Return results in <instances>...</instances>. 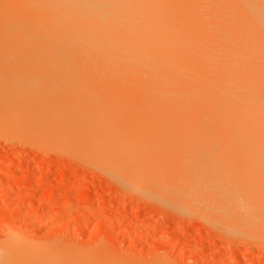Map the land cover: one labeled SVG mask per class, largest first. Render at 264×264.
I'll list each match as a JSON object with an SVG mask.
<instances>
[{
	"label": "rangeland",
	"instance_id": "1",
	"mask_svg": "<svg viewBox=\"0 0 264 264\" xmlns=\"http://www.w3.org/2000/svg\"><path fill=\"white\" fill-rule=\"evenodd\" d=\"M8 1H11V0H8ZM20 1H23V2H19L20 5L22 6L21 9H25V8L27 9L28 7L31 6L30 3H32V6L30 8H28L31 11L35 8V7H33V5L34 6L36 5L37 8H40L38 6H42L41 8H44V7L46 8V5L45 6H43V5L46 4L47 1L53 2V0H46V1L45 0H41V1L40 0L39 1H37V0H32V1L31 0H20ZM24 1H26V2H24ZM34 1H36V3L33 4ZM54 1H57V0H54ZM153 1H156V2H154V4L160 5L162 8H160V6L156 7V5H154L152 3V5H151L152 8L154 6V8L153 9L151 8V10H150L152 12V14L148 13V15L150 17H152L154 19V21H156L157 16H159L161 22H164V23H161L158 20V23L160 22L159 24H162V26H164V33L165 34L163 35V37L166 36L167 34H169V35H167L168 36L167 38H164L165 43L167 42L166 39H168L169 37L171 38V36H170L171 33L174 34V35H172L173 39H170L168 41L169 43L172 42L173 45H171L169 43L165 44L164 42L161 41L163 45H161V46L159 44L155 45V47L157 48V51H155L156 48H153L154 51H152V52L150 51L152 49H150L148 47L150 49L149 51L152 54H154V52H155V55L160 59V61H162L161 64L164 63V67L161 68V65H160L161 70H160V68L158 71L155 70V73H153L155 76L153 74L147 75V72H145L144 69H142V67L140 66V63L137 62V63H139V66H140V67H138V65L135 63L136 61L133 62V58L131 56H129L130 58L124 56V54L128 53V51H127L128 49L125 46L124 47L127 50L123 48V49H121V51L126 50L127 52H125L121 56V58L126 57L125 59H127L129 62L130 61L133 62L135 64V66L136 65L137 66L135 67L132 65V67H135L132 69L130 66L132 63L130 62L131 64L129 65V62H128L127 63L129 65L128 66V65H126V62L124 61V59L122 60L121 58H120L121 59V62H120L119 58H117V57H120L121 54L115 51V53H118V56L117 55L115 56L118 59L116 61L114 56L111 55L112 54L111 51H113V50L110 49V46L112 45L111 47H116V48H114L115 50L119 47L120 48H122V47H121V45L117 46V44H116V46H115L114 44L110 43V45H108V47H109L108 48L105 43L110 42L108 39L111 36L107 35V34L106 35L109 36V38L106 39L107 37L106 38L103 37V40L106 39V42L104 43L105 45H103L104 47L101 45V50H103V48L105 50H109V51L111 50L110 51L111 54L110 53L108 54L109 51L106 54L109 56L111 55V57H113L114 61L112 60V62H114V63H111V61L107 58L109 56L106 57V55H105V57L104 56H102V57H104L103 59L106 58L107 61L101 62L102 59L99 60L100 62H96L95 60H93L96 63H94L92 61L93 63H91V64L93 66L91 65L90 68L88 67V70L90 69L92 72L91 71L88 72L85 69L80 70V69H83L82 66L78 67L79 71L83 72V74L85 71L88 72L87 75H85L86 73L84 74L83 78L87 77V79H89L92 76V73H94L95 77L92 76L89 79V82L90 81H92V82L89 83L88 80H86L87 81L86 83H87V85H89V88H91L93 90L92 92H95L94 95L97 96L95 98H97V100H99L97 104L94 103L95 101H97V100H94V97L93 98L91 96H88V97L86 96V98L83 97L85 95V93H86V95H89V93H90V92L87 93L88 89L85 88V87L88 88V86L83 85V84H86V83H83L84 79L79 78L83 74L80 72V74H82V75L78 77L79 71L75 70V72L74 71L71 72L70 68H69V70L67 69L70 72V74L72 75V77L76 76L77 78H79L78 80H80V81H78L77 79H75L76 81H74L73 83L78 81V83L79 82L82 83L81 85L83 87L81 89L83 90V88H85V90H84L85 93L83 95H80L81 94L80 93L79 97L80 98L82 97L81 99H83L84 101L86 99H88L89 97H91L92 100L89 101V103H93L94 105H99L100 107H103V113L105 110V113L103 115V116H105L103 118L104 120L102 119L104 121L103 122L104 125L107 126V124H105V121H106V123L111 121L112 124L109 122L111 126L114 125V126H116V128H118V130L120 129L119 132L121 134L116 133V134H118V136L116 135V139L118 137L120 139H124L127 136V138H128L127 141H129V138L131 140L135 141V143L133 141H131L132 143L136 144L135 146H137V149L134 148V150H136V151L133 150V152H134L133 157L131 156V153L129 156L127 154L128 152H126L127 150L130 151L129 150L130 148L127 149L126 151H124L126 148L124 150L122 149L123 151H119V153L117 152V154H115L113 156H112L111 152L107 150V147H109V146H107V144H105V143L104 144L101 143V145H100V143H98V145L96 143V145H93V147H92L93 143H90V144H88L89 146L91 145L90 147H92V148H90L89 146H87V143H89V142L87 140H86L87 141L86 144L84 142V139L86 137L91 136L90 134H88V132L90 133V131H88L87 134L85 131V134L87 136L85 138L84 137L81 138L83 140L84 147L81 146V145H83V144H81L82 140H81V142H80V140H79V142H75L74 143L75 145H74L72 142L74 140H70L71 138L68 139L69 137H73L76 141L77 138H80L78 136L75 137V135H77V134H74L73 132L72 133L74 136H72V135L69 136V134H68L67 135L68 138L66 137V140L70 141L69 142L70 145L69 144L65 145L62 143L61 145H63V146H61L60 144L57 143L56 139H54L55 136H54L53 132H52L53 134L50 133L47 136L42 135V134L40 135L39 134V132L41 133L40 127L38 125H36V123H28V122H30L29 119H27V120L25 119L26 120L25 121L24 118L28 114L24 113L26 115L20 116V119H19L18 115L14 111V110H16L15 108H14V110L11 109L12 111H14L13 113H15L13 115L10 108H8V107L4 108L0 104V107H1L0 112H2V113H0V116H1L0 117V126H1L0 127V255H1L0 257L4 258V255L7 254V256L6 255L5 256H6V258L9 256L8 257L9 260L16 258V259L12 260L16 264H264V231H263L264 230V224L261 225V222H264V220H263L264 219L263 218L264 217V211L258 210V212H257V210H256V212H255L254 208L250 211L248 210L249 212H251V211L253 212V210H254V212L256 213V215H254V216H253L254 213L252 214V216L254 217L253 218L251 215H249V212L246 209H244V210L242 209L241 212H239V214H236L237 210H234V212H233V209H230V207H227V206H226V208L228 210H226V208L223 209L222 207H225L224 206L225 204L223 205V203H226V204H228V203L224 199H223L224 200L223 203H222L223 200L220 202L221 197H219V195H216V192H217V194L219 193L217 189L215 190L214 188L211 187L210 189L205 188L204 190H200L201 192L199 190L194 191L193 189L190 188L191 187L190 183L189 182L186 183V181H185V179L187 178V175L184 176L185 179L182 178L183 176L181 174L183 173L184 170L181 171V169H184V168L181 167V169H180L179 167L181 165H178V167L176 169V164H185L184 161L190 160V159L191 160L193 159V160L199 162V161L203 160L204 157L207 156V153H204L202 155L201 153H197V151H195L196 153L193 152L191 150V148H193V147H190V150H188V149H189V146H192V144L194 143V140L197 141L199 139L201 142L207 136L206 135L207 133H205V131L203 132V131L198 130V128H200L202 126L198 125L197 121H198V119H202L203 116H206L205 119H207L208 114L211 113V111H210V113L207 111H209L210 107L212 108V104H211L212 103L211 102L212 97L211 96H213L215 93H217V88H218V90H220L222 83H223V85H222L223 87H221V88H224L225 87L224 84L226 85V80H228V79H226V80L221 79V76H220L221 72H218L219 71L218 69H220V68L224 69L223 67L225 66V63H224V61H225L224 57L225 56L222 54L224 52L225 48L222 49L223 51L221 50L220 52H217V53L215 50H214L215 53H211V52H214L213 50L211 52H209L210 54H214V55L215 54L217 55L218 53H219V55L222 54L221 58H219L217 56L220 60L223 59V62L221 61L223 63L221 65L223 67L221 66L220 68L218 66V63L220 62L219 59H218L217 64L214 63L216 60L213 61L216 56L213 57L211 55V57H212L211 62H213L217 66L213 65V63H207L208 59L206 61H204V58H206V57L203 55H204V53L206 54L208 51H210L212 49L211 46L213 48L217 49V47H214L215 45H212L213 41H214V44L215 43L218 44V42L220 41L221 43L218 44V46H219L224 42V39L226 41V38H228V36H230V35H232V37L230 36V38H229L230 41H228L229 43L228 42L226 43L229 46H226L225 43H223L222 48L227 47L226 48L227 50H225V52L226 53L228 52L229 55L232 54V53H230L231 51L230 52L228 51V48L231 45L230 42H231V40L234 39V36L236 37V39L240 37L239 34H241V31L243 29L240 31L239 29H241V28H239V26L240 27L244 26V28H246L244 24L246 22H248V21H246L247 17L244 19L245 16L240 17V16H243L242 13H238L239 15L234 13L233 11H235V9H234L235 4L233 3L234 6L232 3L229 4L228 3L229 0H227V1L226 0H213V1L212 0H153ZM157 1L160 4H157L158 3ZM190 1H191V3H190ZM239 1L241 3V0H239ZM245 1H247V0H243V3H245ZM1 2H2V4L6 3L3 1H0L1 6H2ZM28 2H30L29 3L30 5H26V3H28ZM24 4H25V6H24ZM222 4L223 5L225 4V5L223 6ZM5 5L3 4V6H2L3 8H1V6H0V9H1L0 10V17H2V18H3V16L1 15V13H3V15H4V14H6L7 11H9L8 14H10L13 9H15L16 7L19 6L16 3L15 8L8 10L7 5H6L7 8L4 7ZM47 5H48V3H47ZM9 8H11V7L9 6ZM45 8L38 10L39 11V14H38L39 17L41 16V13L45 14V10H46ZM156 8L159 9V10H157L159 12L154 11ZM164 8H166V9L163 10ZM21 9H19V10H21ZM203 9H205V10H203ZM207 9H209V10H207ZM17 10L16 9L13 10L16 12V13L13 12V14L14 13L17 14L19 12ZM42 10H44V11L42 12ZM3 11H6V12L4 13ZM163 11H166V12H163ZM170 11H172V12H170ZM34 12H35V10H34ZM154 12H155V14L156 13H158V14L155 15ZM19 13L17 15H15V14L14 15L17 17L18 15H20ZM29 13L30 12L27 10L26 14L28 16L29 15L32 16V13L31 14H29ZM161 13H163V15ZM229 13L232 15H230ZM13 14L11 13L10 16L9 15L7 16V17H9V19L7 18V21L8 20L10 21L11 18H12L11 21H15L16 19H18V17L17 18L12 17ZM23 14H25V13H23ZM23 14H22V10H21L20 16L26 17V14L25 15H23ZM44 14H42V15H44ZM166 14H167V16H166ZM51 15H53V14H51ZM30 16L26 17L24 19L29 20V18H31ZM173 16H175V18ZM235 16L237 17V19L241 18L242 21L244 20L243 21L244 24L241 23L240 21H239V24H238V22L236 24L235 22L237 19L235 18ZM238 16H239V18H238ZM231 17H233V18H231ZM4 18L6 19V15L4 16ZM226 19L230 23H232V19H234L235 21L233 23L236 26L239 25V26H237L238 28L234 24L228 23ZM7 21L6 20L1 21L0 27L2 26L3 23H5ZM154 21H153V23H154ZM166 22H167V25L165 26ZM194 22H195V24H194ZM62 23L63 22H61V23L59 22L57 25H54L55 26L54 31H55V33H57V35L59 34L58 31L56 30L57 26H58L59 31H61L63 29L70 31V30H68L69 28L67 29V25L68 24L71 25V23H73V22H71V21L69 23L66 22V23H68V24L65 23L66 28L63 27L65 24L63 23V25H62ZM155 23H154V25H155ZM240 23L243 25L241 26ZM159 24H157V25H159ZM60 25H62V28ZM170 25H171V27H170ZM192 25H193V27H192ZM194 25H196V27ZM233 25H234V28L238 29L239 31L234 29L232 27ZM218 27H219L218 32L219 31L220 32L216 33ZM225 27H226V29H225ZM60 28H61V30H60ZM70 28H71V31H73V29H72L73 27L71 26ZM168 28H169V30H168ZM230 28H231V31L235 30V31H237L236 33L237 34L239 33V34L234 35V32L232 33L231 31H229ZM209 29L210 30L215 29L216 31L213 30V32H210ZM221 29H223V30H221ZM51 30L49 31L50 34H48V35L53 37L55 34H54V32H51ZM76 30H78V28H76ZM165 30H168L169 32L167 33V31H165ZM194 30H197V31H194ZM189 31H190V33H189ZM0 32H2V31H0ZM78 32L77 31L71 32V34H70V35H72L71 37H74V35L72 33H75V35H76L75 38L76 37L77 38L76 39H74V38H72V39L68 38L67 39V44H66V45H68L67 49L70 48L69 45H71L73 40L76 41L77 39H79V40L81 39V41H82L83 36L81 34H83V35L85 34L86 38L88 35V37L90 36L88 38L89 40L95 41L94 38L91 37V35L93 34V36L95 38H97L96 39L97 46H99L100 44H103V42H101L102 39L99 38L100 36L97 35V37H96V33H94V32H90L92 34L87 33V32H85V28H84V33L80 34L82 36L81 38L78 37V36H80L79 33L81 31L79 33ZM181 32H183V33H181ZM222 32H223V34H222ZM245 32H249L248 29H247V31L245 30ZM243 33L244 32H242V34ZM67 34H68V32H67ZM114 34H116V33H114ZM194 34H196V35H194ZM198 34H200V35H198ZM216 34H218V36H220L219 38H222V36H223L224 37V39L222 38L223 41H221L222 39L220 40L218 38V36H217V38H218L217 42H215L214 39H211L215 36V39L217 40ZM249 34L251 35L250 32H249ZM119 35L118 36L116 35V37H118L117 39H120ZM211 35H213V36L211 37ZM197 36H199V37H197ZM249 36L247 37V39L249 38ZM58 37H59V35L57 36V38ZM61 37H60V39H62V41H63L64 37L63 38H61ZM67 37H70V36L68 35ZM67 37L65 36V40ZM116 37L113 36V38H116ZM241 37L245 38V35L241 36ZM84 38H83V40H86ZM174 38L175 39L177 38V40H175ZM68 40H71V43ZM97 40H98V42H97ZM99 40H101V41H99ZM190 40L192 42H190ZM210 40H211V42H210ZM238 40L232 41V43L235 42L232 45H236V48H238V49H234V50H239V52H240V50H242L241 47L243 46L242 42H244L243 41L244 39H240L239 40L240 43H237ZM81 41H77L78 42L77 44H80V45L82 44L85 47L86 45L84 43L87 44L88 41H84V42L82 41L83 43H79ZM68 42H69V44H68ZM113 42H114V40H113ZM115 43H117L116 40H115ZM136 43H138L137 40H136ZM236 43L238 44L239 47L241 46L240 47L241 49H239V47H237ZM93 44L95 45V43H93ZM164 44H165V46H164ZM189 44H191V45H189ZM197 44L199 46H197ZM205 45L207 47L209 46V49L206 48ZM232 45H231V47H233ZM87 46L88 47H86V48H91V47H89L90 45H87ZM97 46L96 47L94 46L93 48L97 49ZM127 46H128V43H127ZM201 47L202 48L205 47V48L202 49ZM74 48L75 47H73V49ZM165 48H167V49L165 50ZM234 48H235V46H234ZM70 49H72V48H70ZM81 50L82 49L78 50V53L80 55L83 53V52H81ZM83 50L85 51L87 49H83ZM202 50H204V51L202 52ZM217 50L219 51V49H217ZM234 50H232V52H234ZM92 51H93V49H92ZM98 51H94L95 55L98 53ZM124 51H122V52H124ZM86 52L88 53V51H85V53H83L84 59L87 58L88 56H90V57L92 56L91 52H89L90 55H88L89 53L86 54ZM162 52L164 53V56L160 54ZM239 52H237L236 56H238ZM78 53L76 52L75 56H73L74 58L71 57L73 59V62H75V63L77 60L75 61L74 59H76V58L78 59V57L76 56V55H78ZM102 53H104V51ZM85 54H86V56H84ZM92 54H93V52H92ZM100 54H101V52H100ZM113 54H114V52H113ZM128 55H129V53H128ZM146 55H148V52ZM234 55L235 54L233 53L232 56H234ZM71 56H72V54H71ZM208 56H210V55H208ZM226 56H227V54H226ZM232 56H231V58L234 59L233 61H236V60L238 61L239 57L240 56L242 57V53L239 54L238 59H236V60L234 58L236 56H234V57H232ZM66 57H67V55L64 58H66ZM68 57H69V54H68ZM80 57H82V56H80ZM80 57H79V59H80ZM83 57L81 58V61H82ZM217 57L215 59H217ZM92 58L89 61H91ZM99 58H100V56H99ZM99 58H97V59H99ZM131 58H132V60H131ZM166 58L169 61H167ZM200 58H202V59H200ZM93 59H96V57L94 56ZM241 59H243V58H241ZM67 60H68V58H67ZM70 60L71 59L69 58V62H70ZM209 60H210V58H209ZM81 61L78 60L77 62L79 63ZM85 61L87 63V59ZM115 61H116V63H115ZM242 61L243 60H241V62ZM104 62H106V63H104ZM208 62H210V61H208ZM225 62L226 63L228 62L226 64V66H227L230 62V59L227 58V61H225ZM238 62H240V61H238ZM241 62L239 63V65L241 64ZM64 63H65V61H64ZM155 63H157V62H155ZM231 63H232V65H231ZM243 63L244 62H242V65H243ZM67 64H68V62H67ZM73 64H72V66L77 65V64L76 65H73ZM84 64H83V66H84ZM87 64L90 65V62H88ZM105 64H106V67L107 68L110 67L111 70H108L109 68L107 69L106 67H104ZM112 64H113V66H112ZM118 64L120 66L119 68H118ZM124 64L126 65L127 69L131 68L132 69L131 71L135 70L136 68H138V71L142 70L141 73H139L137 71L140 74V76H139V74L138 75L136 74L139 77H136V78L131 77V76L135 75V73H133V72H136V70L133 72L130 71L132 73V75H131V73H129V74L125 73V75H124V73H122L124 70V66H123ZM236 64H237V62H236ZM230 65L232 67L234 65L232 60L230 62ZM36 66L37 65H35V67ZM78 66H79V64H78ZM85 66H84V68H85ZM97 66H98V68H97ZM122 66H123V68H122ZM226 66H225L226 70H224L226 72H225V74L222 73V75L224 74L227 76V74H229L231 76L230 77L225 76V78L230 79L232 76L235 78V76L232 75V73L227 72L228 68H226ZM231 66L229 67L230 69H228V70H230L229 72H233L236 68H238V64L235 67V69H233ZM68 67H70V66H68ZM92 67L95 70L91 69ZM114 67H116V68H114ZM167 67H168V69H167ZM174 67H175V69H174ZM217 67H218V69H217ZM242 67H245V66H242ZM31 68L33 69V67H31ZM103 68L106 69L107 71L104 70ZM139 68H141V69H139ZM189 68H190V70H189ZM75 69H77V67H75ZM172 69H173V71H176L174 74L172 72H170V71H172ZM195 69H197V70L195 71ZM214 69H216V70H214ZM39 70H41V69H39ZM117 70H119V72H116ZM163 70L166 71L167 73H165ZM208 70H210V72H208ZM100 71H101V73H99ZM127 71H129V70H127ZM149 71H150V73H152V71L150 69H149ZM159 71H161V72H159ZM198 71H200V72H198ZM205 71H207L209 75L206 74L207 72H205ZM215 71H216V73L217 72L219 73V74L217 73L219 75V78H218V75L215 73ZM220 71H223V70H220ZM252 71H250V72H252ZM38 72H37V74H38ZM105 72L106 73L109 72V73L106 74ZM124 72H125V70H124ZM162 72L164 75L162 74ZM192 72H193V74H192ZM195 72H197V73H195ZM28 73H30V72H28ZM39 73H42V71ZM102 73H105L106 76L104 74L102 75ZM116 73H117V76H116ZM119 73H121L120 77H123V78H125V77L127 78L128 75H131V76L128 77L127 79L126 78L122 79V78L118 77ZM194 73H195V75H194ZM198 73L200 75H202V78L204 77V80L200 79L201 77H198L199 76ZM70 74H69V76H70ZM126 74H127V76H126ZM5 75H4V78L2 76L3 80L0 81V82L4 83L3 85L7 84L6 81L8 79H9V81L13 80V82L11 83L12 85H14L16 83L21 85L22 82L26 83L22 79H20V80H22V82L20 81L21 83H19L18 82L19 80L17 78L15 79L14 76L9 77V76H5ZM88 75H89V78H88ZM100 75L104 76L106 78H103ZM122 75H124V76H122ZM144 75H147L149 78L147 79V77L145 76V78L147 80L145 81V79H144V82H143L144 84H143V83H141V81H143L142 77H144ZM160 75H161V77H160ZM211 75H212V77H211ZM69 76H68V78H69ZM151 76H152V78L153 77H155V78H153V79L151 78V80H150ZM163 76L167 77L165 79V81H167V83H168L167 86H166V82L164 81L165 77L163 78ZM183 76H185L184 79H183ZM208 76H210L211 78ZM251 76H253V75H251ZM13 77H14V79H13ZM76 77H73L70 79L73 80ZM110 77H112L114 79H112V78L110 79ZM205 77H208L209 79L205 78ZM254 77L257 78V75L256 76L254 75ZM129 78H132V79L134 78V79H133V81L131 79L130 80L131 82H130L128 80ZM158 78H160V79L163 78V79L158 80ZM174 78L175 79L178 78V80L176 79L177 80L176 81V80H174ZM255 78H253V79H255ZM5 79H7V80L5 81ZM109 79L111 80V82L109 81ZM115 79L117 81H114ZM120 79H122V80H120ZM104 80H106V81H104ZM118 80L121 82L122 86H124V87L120 86L121 84ZM125 80H127L130 85H128L127 84L128 82L126 83ZM239 80H241V78H239ZM68 81H69V79H68ZM122 81L123 82L125 81L124 85H123ZM149 81H152V83L155 81V83L153 84L154 87L151 86ZM157 81H163V83H161L162 85L160 83H157ZM190 81H191V83H189ZM203 81H205L206 83ZM223 81H225V82H223ZM106 82H109V84L107 83V85L106 84L104 85V83H106ZM209 82L213 83V85L218 82L217 83L218 87L216 88L215 85L213 86L212 84H211L212 86H210ZM44 83L47 84L48 81H44ZM73 83H72V85H73ZM80 83L77 84L76 86H75V84H76L75 83L73 87L77 90L76 87H78L80 85ZM173 83L176 85L174 86ZM202 83H203V87H201L200 90L197 89V90H199V91H197L196 88L197 87L199 88V85L201 86ZM207 83H208V87L209 86L211 87V90H212L211 92H210V90L208 91L207 89H205L206 86L204 87V85H206ZM67 84L69 85V83H67ZM138 84L139 85L141 84V85L137 86ZM142 84H143V86H142ZM164 84H165V86H164ZM171 84H172V86H171ZM184 84H185V86H184ZM195 84L197 87L195 86ZM12 85L9 84V86H8V84H7L6 86L10 87ZM125 85L129 86V88H127ZM134 85L136 87H139V88L134 87ZM144 85H146V86H144ZM159 85H161V86H159ZM179 85H181L180 87H182V88L177 87ZM71 86H70V88H71ZM107 86H112V89H111V87H108L109 89H106ZM7 87H5V88H7ZM130 87L135 88L136 90L135 89H132V90L137 91L134 93L132 91L134 97H132L133 95L130 92L131 90H129ZM140 87H142L144 90L142 88H141L142 89L141 90ZM145 87H146V89H145ZM149 87H151L152 89H148ZM48 88H49V86H48ZM68 88H69V86H68ZM79 88H80V86H79ZM192 88H194V89H192ZM71 89H73V88H71ZM81 89H79V90H81ZM116 89H120L121 91H122V89L123 90L125 89L126 92H123V91L122 92L120 91V92L123 94H126L127 91H129L131 96L128 95V93H129L128 92L127 93L128 96H126L127 98L123 97L122 96L123 94L121 95L119 90H118V92H116V94H113V92L115 93ZM137 89H139V90H137ZM213 89H215V92ZM110 90H113V92ZM188 90H189L188 93H190V92L192 93V94L190 93L191 94L190 99L187 97L189 94H186ZM195 90H196V93H195ZM138 92H140V96L143 95V97H142L143 100L140 99L139 100L140 102L137 100L139 98V97H137V95H139ZM169 92L173 93V94H171V96L173 97V95H174V96H176L177 99L175 98V100H174L171 97H169L168 101H167L166 94L168 95ZM197 92L199 93V95L202 98L199 96H194V95H197ZM13 93L14 92L10 93V95H7L8 98L13 100V102H15L14 101L15 98H17V100L15 99L16 101H20V99H22V100L25 99L24 98L25 96L24 97H21V95L18 96L19 95L18 92H17L18 97L14 96V95H16V91H15L14 95H12ZM146 93L151 98V99H149V101H148V99H146V97H147ZM154 93H157V94H155L156 98L154 97ZM161 93L164 94V95L162 94V96H163L162 99H161V97H162ZM193 93H194V95H193ZM212 93H214V94H212ZM135 94H137L136 95L137 98L135 97ZM151 95H153V98ZM159 95H160V97H158ZM178 95L180 97L182 96L181 99ZM33 97L35 99V95ZM39 97L40 96H38L36 98H39ZM116 97H117V100H116ZM164 97L166 100H163ZM195 97H198V98L196 99ZM111 98H113V99H111ZM154 98H155V100H154ZM178 98H179V100H178ZM26 99H28V98H26ZM34 99H32V100H34ZM158 99L160 101H158ZM12 100H10V101H12ZM150 100H152V101H150ZM7 101H9V100H7ZM147 101H148V103H147ZM161 101H163V102H161ZM197 101H199V102H197ZM157 102H159V105ZM178 102H180V103H178ZM192 102H194V103L196 102V103L194 104ZM202 102H203V104H202ZM208 102H210V103L208 104ZM99 103H101L102 105ZM103 103H104V105H103ZM191 103L193 104V106ZM204 103H205V105H204ZM153 104L155 106L157 105L155 107V110H154V107H152ZM179 104H181V105H179ZM201 104H202V106H201ZM210 104H211V106H210ZM111 105H113V106H111ZM146 105L147 106L149 105V106L147 107ZM171 105L172 106L174 105V106L172 107ZM206 105H208V107L210 106L208 108V110H206L207 109ZM7 106H9V105H7ZM38 106L40 107V105H37L35 107L32 106L34 108V111H33V109H30V110L32 112L36 111L39 113L40 108H38ZM177 106H181V107L178 108ZM182 106H183V108H182ZM12 107L13 106H11V108ZM162 107H163V110H162ZM185 107L188 109L184 110ZM190 107H191L190 111H192V112L190 113V111H189V113L192 114V118L190 117V114L187 113V111L189 110ZM36 108H37V110H36ZM142 108L144 111L142 110ZM168 108L169 109L171 108L172 111L168 110ZM121 109L123 110V112L125 110H127V111L122 113ZM139 109H141V110H139ZM160 109L164 113L159 111ZM214 109H215V107H214ZM218 109H219V107H218ZM218 109L216 112L220 113L221 110L219 109V111H218ZM118 110H120L121 112ZM5 111L7 113L9 112L8 116L4 115L6 113ZM140 111H141V113H140ZM174 111H175V113L179 114V116L176 115L174 113ZM110 112H111V114L113 113L112 115H114V116H112L110 114ZM118 112H120V113H118ZM152 112H153V114H152ZM170 112H173L172 116H171ZM205 112H207L206 113L207 115L205 114ZM213 112L216 113L215 111H213ZM181 113L183 114L182 118L180 116ZM221 113H223V112H221ZM198 114H199V116H198ZM216 114H218V113H216ZM163 115H164V117H163ZM175 115L178 116L179 119H181V120L184 119V120L180 121L178 119V121H177V119H175L176 118ZM193 115H195V116H193ZM201 115H202V118H201ZM23 116H24V118H21ZM106 116L107 117L110 116L108 118H110L111 120H109V121L105 120ZM186 116H187V119L185 118ZM214 116H216V115H214ZM12 117L15 118L14 119L15 121L13 120ZM28 117H29V115H28ZM193 117H195V118H193ZM212 117L213 116H211L210 118H212ZM3 118L5 119L4 122L6 124L10 122L11 126L3 124V127H4V125H6L5 126L6 128L4 127V129H3L2 125H1V123H4ZM112 118H113L114 122L112 121ZM156 118H158V120ZM6 119H9V121L6 122ZM118 119H120V120H118ZM188 119L190 121H192V119H195V121L193 120L192 122H190ZM185 120H187V121H185ZM208 120H209V117H208ZM211 120L212 119H210L209 122ZM20 121H24L25 124L23 122H20ZM171 121H172V123H171ZM177 122H179L180 125ZM188 122H190L191 124H189ZM211 122H214V121H211ZM12 123L14 126H12ZM19 123H20V125H19ZM151 123H153V124H151ZM182 123H183V125H182ZM30 124H33L32 127ZM172 124H174V125H172ZM199 124H200V120H199ZM210 124L208 123L209 126H211ZM151 125H152V127H151ZM206 125H207V123H206ZM206 125H204V126H206ZM215 125L217 127L218 126L221 127L220 123L217 122L216 124L214 123V125H212V128L209 126L205 127V128L202 127V128H203V130H205V129L209 130L211 128L210 130H211L212 134L214 133L215 135H219V134L215 133V131H216L215 129L217 128ZM19 126L20 127L22 126V127L20 128ZM25 126H28V127L26 128ZM111 126H109V127H111ZM181 127H183V128H181ZM184 127H186V128H184ZM111 128H113V127H111ZM111 128H109V131H111L110 130ZM189 128L191 129L192 132L189 130ZM213 128H215V129H213ZM34 129H35V131H34ZM175 129H176V131H175ZM182 129L188 133H186L185 131L183 133ZM192 129H194V130H192ZM21 130H23V131H21ZM112 130H114V129H112ZM200 130H202V129L200 128ZM121 131L124 132V135H125V136H123L124 138L122 137L123 132H121ZM207 132H210V131H207ZM217 132H220V131L218 130ZM190 133H191V135H190ZM195 133H196V135H197V133H199V136H200V134L205 133L206 136L204 134H202L201 136L204 138H202L201 136H200V138H198L197 136H195ZM33 134L36 137H34ZM82 134H83V136H85L84 133H82ZM119 134L121 136H119ZM210 136H209V138L212 137V136L211 137ZM193 137L198 138V139H194ZM216 137L217 136H214L215 139H216ZM209 138L207 136V139H209ZM178 139H179V141H178ZM114 140H112L114 144L116 142H119V140H117V141L116 140L114 141ZM43 142H45V143H43ZM120 142H122V141H120ZM124 142H122V143H124ZM169 142H170V147H169ZM76 143L80 144L81 147L76 145ZM127 143H128V145H131L130 141ZM109 144H111V143H109ZM134 144L131 145V147L134 146ZM123 145L125 146V143ZM173 145H174V147L172 148ZM104 150H106V151L104 152ZM193 150H196V149H193ZM186 151H187V153H186ZM81 152H83V153H81ZM121 152H123V153H121ZM125 152H126V154H124ZM104 153H106V154H104ZM109 153L111 155H109ZM153 153H155V154H153ZM121 154H122V156H121ZM180 154H182L183 158L185 159V160H183V162H181L182 156ZM166 155H167V157H166ZM127 156H128V158L131 157V159L129 158L131 161L127 160ZM187 156H188V158H187ZM194 156H196L195 158H197V159H195ZM109 157H110V159H108ZM134 157L136 159H139V161L140 160L141 161L142 160L143 161L148 160L147 164L145 161H144L145 163H143L144 165L146 164L147 166L145 165L146 167L144 166L145 167L144 168L142 165V166H140V168L137 167V169H141V170H137L136 166L134 164H132V162H134L136 164V162L138 161V160L134 161V159H135ZM189 157H192V158H189ZM149 159L151 161H149ZM241 160L242 159L240 158V160L235 159L234 162L232 160H230L231 164L226 163L228 165V167H230V169H231L230 173H233L236 170V169L235 170L233 169V167H235V165H234L235 163L244 162ZM105 161L107 163H105ZM122 162H124V163H122ZM129 162H130V164H129ZM152 162H154V163L152 164ZM175 162H177V163H175ZM169 163H170V165H168ZM155 164H156V167H155ZM166 164H167V166H166ZM131 165H133V167L135 166V168H133ZM239 165H241V164H239ZM184 167L186 170V165ZM239 168H240V170H239ZM239 168H238V170H236V171H238L237 175H236L237 172H234L235 176H236L235 178L239 182V183H237V185H238L237 189L238 190L236 189V191H237V193H239V191H240L239 189L242 188L243 190L241 189L242 192L240 193V197L242 199H244L245 198L244 194L246 193L247 189L249 190V188H247L246 186H248V181L250 179H251L250 183L252 182V177H251L252 175L250 176V175H248L249 173H247V174L245 173V177L242 176L244 172L241 171L242 170L241 167H239ZM135 169H136V171H135ZM170 169H173V170L170 171ZM163 170H164V172H163ZM176 171H179V174L181 176ZM188 171H190V169H188L187 171H184V173L187 172L186 174H189L190 172H188ZM253 171L254 170L251 171L252 174H254ZM241 172H242V174H241ZM251 172H250V174H251ZM256 172H255V174H256ZM174 173H175V176H174ZM169 174H171V177L169 176ZM255 174L253 175V177L255 176ZM165 176H167V177H165ZM256 176H257V174H256ZM175 179H176V183H175ZM183 179H184V182L186 183V186L182 181H180ZM188 179H189V176H188ZM259 179H257L256 177L253 178L254 182L256 180V183H259L260 184L259 187H261L262 186L261 183L258 182ZM179 181H180V183H179ZM229 181H230V179H229ZM166 182L167 183L169 182V183L167 184ZM242 183H244V184H242ZM139 184H141V186ZM240 184H242V185H240ZM230 185L234 186V185H232V182L228 183V186H230ZM173 186L175 188H173ZM250 186L254 187V188H258L257 186L252 185V183ZM212 189H214L215 192H213ZM228 189H230V188H228ZM209 190H211V194H210V192H208ZM187 191H189V192H187ZM175 192H177V195L175 194ZM242 193H244V194H242ZM181 194L183 196H181ZM190 194L193 195V197ZM226 194L229 195L230 193H226ZM212 197H214V198H212ZM240 197H239V199L242 200ZM205 199H207V201H205ZM262 201H264V200H261V204H262ZM208 203H210V205ZM205 206H207V207H205ZM217 207H219V208L217 209ZM229 211H230V213H229ZM243 211H244V213H243ZM242 213L244 214V216ZM247 213H248V215H247ZM240 215L242 216V218L240 217ZM245 215H247L248 218L245 217ZM255 216H256V218H255ZM250 217H251V219L253 218V220H254V221L251 220V223H250ZM216 219H218V220H216ZM245 219L246 220L248 219L247 221H249V223H250L249 225H248V222L245 221ZM241 226L243 228H241ZM236 228L240 229V232H238V230ZM252 230H254V231H252ZM234 231H236V232H234ZM241 231H242V233H241ZM8 253H10L11 258H10V255ZM13 256H14V258H12ZM15 260H18V261L16 262ZM12 261L7 262V263L12 264Z\"/></svg>",
	"mask_w": 264,
	"mask_h": 264
},
{
	"label": "bare ground",
	"instance_id": "2",
	"mask_svg": "<svg viewBox=\"0 0 264 264\" xmlns=\"http://www.w3.org/2000/svg\"><path fill=\"white\" fill-rule=\"evenodd\" d=\"M0 1H3V2H6V3H3L4 5L6 4L7 5V7H8V10H11L12 8H15L16 7V3H17V5H19L18 7H16L15 9L17 10V11H19L18 13L21 15V10H22V14L23 13H25L26 14V12H27V10L30 12L29 14H31L32 13V16H30L31 18H29V20H25L24 18H26V17H29L27 14H26V17H23V16H20V15H18L17 17H18V19H16L15 21H11V19H10V21L8 20L7 21V18L9 19V17H7L8 15L10 16V14L12 13L13 14V12H15V11H13V10H15V9H13L12 10V12L10 13V14H8V12L9 11H3L4 13L6 12V14H4L3 15V13H1V15L3 16V18L2 17H0V20L1 21H7V22H5V23H3L2 24V28L0 27V31H2V32H0V81H2L3 79H2V76H3V78H4V75L5 76H9V77H11V76H14L15 77V79L17 78L19 81V83H21L22 82V80H24L26 83H24V82H22L21 83V85L20 84H17L15 81V83L16 84H14V85H12L11 83L13 82V80L12 81H9V79L7 80V79H5V81H6V83L8 84V86H9V84L10 85H12V86H10V87H7L6 85L7 84H5V85H3L4 83L3 82H0V104H1V106L2 107H4V108H6V107H8V108H10V110L11 109H13L14 110V108L16 109V110H14L15 111V113L18 115V117H19V119H20V116H22V115H26V114H28L29 115V117H28V115H26L25 116V118H24V116L23 117H21V118H24V120L26 119H29L30 120V122H28V123H36V125H38L39 127H40V131H41V133L39 132V134L41 135H49L50 133H54V136H55V138L54 139H56V141H57V143L58 144H69L70 145V141L68 140H66V137H67V135L69 134V136L70 135H72V136H74L73 135V133L74 134H77V135H75V137L76 136H78V137H80V138H77L76 139V141H75V139L73 138V137H67L68 139H70V140H74V141H72L73 142V144L75 143V142H79V140H80V142H81V138L82 137H86L87 135V132L88 131H90V133L88 132V134H90L91 136H88V137H86L85 139H84V142H85V144L87 143V141L89 142V143H87V146H89L88 144H90V143H93L92 144V147H93V145H96V143H97V145H98V143H100V145H101V143L102 144H107V146H109V147H107V150L108 151H110L111 152V154H112V156L113 155H115V154H117V152L119 153V151H123L125 148V150L124 151H126L127 149H129L130 151H126V152H128L127 154L130 156V153H131V156L133 157V150H134V148H136L137 149V146H135L136 144H134L135 143V141H133V140H131L130 138H129V141H130V143H131V145H133L134 144V146H132L131 147V145H128V143L127 142H129V141H127V136L124 138L123 136H125L124 135V132L123 131H121V132H123L122 134V137L124 138V139H120L119 137V139L117 138L116 139V135L118 136V134H116V133H120L119 132V130H118V128H116V126H114V125H110V123H111V121H109V120H111L110 118H108V117H110L112 114H111V112H110V116H106V118H105V120H108L107 122L108 123H106V121H105V124H107V126L109 127V126H111V127H113V128H111V127H109V128H111L110 130L111 131H109V128L106 126V125H104V117L105 116H103L104 115V113H105V110H104V113H103V107H100L99 105H94L93 103H89V101H91L92 100V98L94 97V100H97V98H95V97H97V96H95L94 95V93L95 92H92L93 90L91 89V88H89V85H87V81L86 80H88V82H89V79L93 76V77H95L94 76V73H92V76L89 78V75H88V78L89 79H87V77L86 78H83V76H84V74L85 75H87V73L89 72V71H91L90 69L88 70V67L90 68V66L92 65L91 63H96V62H100L99 60H101L102 59V61L101 62H103V61H107L106 60V58L105 59H103L104 57H105V55H106V57L107 56H109V55H107L106 53L109 51V50H105L103 47V45H105L106 44V46L108 47V45H110V43L111 44H114L115 46H116V44H117V46H120L121 45V47L122 48H117L116 50L114 49V48H116V47H111L110 46V49L111 50H113V51H111L112 52V54L110 53V51L108 52V54L110 53L111 55H113L114 56V58L116 59V61L118 60L117 58H119V61L121 62V59L123 60L124 59V61L126 62V65H128L127 63L129 62L127 59H125L126 57H129V56H131L132 58H133V62L134 61H136L135 63L138 65V67H142V69H144V71L145 72H147V75L149 74V75H151V74H153V73H155V70H159V68H160V65H161V68L162 67H164V63L163 64H161V62L162 61H160V59L155 55V52H154V54H152L151 52L152 51H154L153 50V48H156L155 47V45H163L162 44V42H164L165 43V39L164 38H167L168 36L167 35H169V34H167L166 36H164L163 37V35L165 34L164 33V26H162V24H159L160 22H161V20H160V18H159V16H157V20L156 21H154V19L152 18V17H150L149 15H148V13H151L152 14V12L150 11L151 10V8H152V3L154 4V2H156V1H153V0H57V1H54L53 0V2L51 1H47V3H48V5H47V3L46 4H44L43 6H45L46 5V10H45V14L44 13H41V16L39 17V11L38 10H40V9H44V8H41L42 6H38V7H40V8H37L36 7V5L34 6L33 5V7H35L32 11L30 10V9H28V8H30L31 6H32V3H30V2H28V3H26V5H30L31 4V6L30 7H28L26 10L25 9H21V5H20V3L19 2H23V1H18V0H11V1H8V0H0ZM18 1V2H17ZM32 1V0H31ZM37 1H39V0H37ZM41 1V0H40ZM46 1V0H45ZM213 1V0H212ZM227 1V0H226ZM15 2V3H14ZM24 2H26V1H24ZM158 2V1H157ZM189 2V1H188ZM197 2V1H196ZM30 3V4H29ZM34 3H36V1H34L33 2V4ZM40 3V2H39ZM38 3V4H39ZM45 3V2H44ZM163 3V2H162ZM190 3H191V1H190ZM189 3V4H190ZM194 3V2H193ZM200 3V2H199ZM204 3V2H203ZM211 3V2H210ZM221 3V2H220ZM228 3L230 4V3H234L235 4V6H234V4H233V6L235 7L234 9H235V11H233L234 13H236V14H238V13H242V15L243 16H240V17H244V19L247 17V19H246V21H248V22H246L245 24H244V20L242 21L241 20V18H239V16H238V18L239 19H237V17L235 16V18L238 20H236L235 18V20H236V24H237V22H238V24H239V21L241 22V23H243L244 25H245V27L248 29V31L251 33V35L249 34V32H245V30L247 31V29L246 28H244V26H242L243 24H241V26L242 27H240L239 25H237V26H239V28H241V29H239L240 31H241V34H239L240 35V37L241 36H244L245 35V38L243 37H239V38H237L236 39V37L234 36V35H236L237 33V31H235V30H233V31H231V28H230V30L229 31H231L232 33L234 32V39L233 40H231V42H230V44L232 45L233 43H235V42H233L232 43V41H236V40H240V39H244L243 41L244 42H242V44H243V46L241 47L242 48V50H240V52H239V50H234V49H238V48H236V45H232L233 47H231V45H230V47L228 48V51L230 52V53H234L235 55L234 56H236V54H237V52H239L238 53V56H239V54H241L242 53V57L241 58H243V59H241L240 57H239V59H238V56H236V57H234V56H232V54H230L232 57H234L235 58V60L236 59H238V61H240L241 62V60H243L242 62H244L243 63V65H242V62H241V64L239 65V63L240 62H238L237 60L236 61H233L234 59H232L231 58V56L228 54V52L226 53L225 52V50H227L226 48L227 47H223L222 48V45H223V43H225V45L226 46H229L228 44H226L228 41H230L229 40V38H230V36L232 37V35H230V36H228V38H226V41H225V39H224V37L222 36V38L224 39V42L221 44V45H219L218 46V44L219 43H221L220 41L218 42V44L217 43H215L214 44V41H213V44L212 45H215L214 47H217V49H219V51L217 50V49H215V48H213L211 45V50L210 51H208L206 54L204 53V55L203 56H205L206 58H204V61H206L207 59V63H213V62H211L212 60H211V55L214 57V56H218L219 58H221V55L223 54L224 56V59H225V61H227V58H229L230 59V62H231V60H232V62L234 63V65H233V67L231 66L232 65V63H231V65H230V62H229V64L226 66V64L228 63H226L225 61H224V63H225V66H226V68H228V69H230L229 67L231 66L233 69H235V67L237 66V64H238V68H236L233 72H229L230 70H228L227 69V72L228 73H232V75H234L235 76V78L232 76L230 79L229 78H225V76L226 75H224L225 74V72L226 71H224V70H226L225 69V66L223 67L221 64H223L222 62H223V59L222 60H220L218 57H217V59H215L214 58V60L213 61H215L214 63H218V59H219V63H218V66H219V68L222 66L224 69H222V68H220V69H218V67H217V69L219 70L218 72H221V74H220V76H221V79H223V80H226V79H228V80H226V85L224 84V88H221V87H223L222 85H223V83L221 84L220 82V84H221V87H220V90H218V85H217V83H215L214 85H215V87L217 88V93H212V94H214L213 96H211L212 98V108L210 107L211 106V104H210V109H209V111H207V112H209L210 113V111H211V113L213 112V111H217V109H218V107H219V109L221 110V112H223V113H219V112H216V113H218V114H216V113H210V114H208V116H207V119H205V117L206 116H203V118H202V115H201V118L202 119H198V125H200V126H202V127H208L209 125H208V123L211 125V126H209V127H211L212 128V125H214V123L216 124L217 122L218 123H220V126L221 127H217L216 125V129L215 128H213V129H215L216 131H215V133L216 134H219V135H215L214 133V135L211 133V128L209 129V130H207V129H205V130H203V128L202 127H200L202 130H200V128H198V130L199 131H205V133H207L206 135L208 136V138H209V136L212 138H209V139H207V136L205 135V133H202V134H204L206 137V139L204 138V137H202L201 135L202 134H200V136L202 137V138H204L201 142H200V140L198 139V138H200V136H199V133H197V135H196V133H195V136H197L198 138H194V139H198L197 141L196 140H194V145L192 144V146H189V149L188 150H190V147H193V148H191V150L193 151V152H195V151H197V153H201L202 155L204 154V153H207V156L206 157H204V159L203 160H201V161H195V160H186V161H184V163L185 164H176V169H177V167H178V165H181L179 168L181 169V167L182 168H184V169H181V171L182 170H184V171H187L188 169H190V171H188V172H190L189 174H186L187 172H185L184 173V171H183V173L181 174L183 177L182 178H184L185 179V177L184 176H186L187 175V180L185 179V181H186V183H190V188L191 189H193L194 191H196V190H204L205 188H214L215 190L217 189L218 190V194H217V192H216V195H219V197H221V200H220V202L224 199V200H226V202L228 203V204H226V203H223L224 202V200L222 201V203H223V205L225 206V207H222L223 209L224 208H226V206L227 207H230V209H233V212H234V210H237V213L236 214H239V212H241V210L243 209H246L247 211L249 210H252L253 208H254V210H255V212H256V210H257V212H258V210H263L264 211V201H262V204H261V200H264V0H247V1H245V3H243V0H241V3H240V1L239 0H229L228 1ZM1 4H2V2H1ZM3 4H2V6H3ZM10 4V5H9ZM23 4V3H22ZM157 4H160L159 2L157 3ZM6 5L4 6V7H6ZM11 7V8H9V6ZM15 5V6H14ZM154 5H156V4H154ZM223 5V4H222ZM225 5V4H224ZM223 5V6H224ZM1 6V5H0ZM1 6V8H3ZM24 6H25V4H24ZM157 6H160V5H156V7ZM205 6V5H204ZM232 6V5H231ZM232 6V7H233ZM6 7V8H7ZM165 7V6H164ZM5 8V9H6ZM153 8H154V6H153ZM152 8V9H153ZM160 8H162L161 6H160ZM194 8V7H193ZM198 8V7H197ZM227 8V7H226ZM231 8V7H230ZM19 9H21V10H19ZM166 8H164L163 10H165ZM210 9V8H209ZM209 9H207V10H209ZM213 9V8H212ZM228 9V8H227ZM1 10V9H0ZM26 12H25V11ZM34 10H35V12H34ZM157 10H159L158 8H156L154 11L156 12ZM168 10V9H167ZM202 10V9H201ZM203 10H205V9H203ZM24 11V12H23ZM44 10H42V12H43ZM214 11V10H213ZM227 11V10H226ZM41 12V11H40ZM155 12H154V14H155ZM157 12H159V11H157ZM163 12H166V11H163ZM170 12H172V11H170ZM211 12V11H210ZM16 13V12H15ZM14 13V14H15ZM17 13V14H18ZM48 15H47V14ZM186 13V12H185ZM200 13V12H199ZM227 13V12H226ZM232 13V12H231ZM233 13V14H234ZM8 14V15H7ZM13 14V16L12 17H16L15 15H17V14H15L14 15ZM25 14H23V15H25ZM42 14H44V15H42ZM51 14H53V15H51ZM156 14H158V13H156ZM155 14V15H156ZM160 14V13H159ZM162 15H163V13H161ZM196 14V13H195ZM205 14V13H204ZM222 14V13H221ZM230 14V13H229ZM235 14V15H236ZM6 15V19L4 18V16ZM38 15V16H37ZM211 15V14H210ZM217 15V14H216ZM230 15H232V14H230ZM239 15V14H238ZM241 15V14H240ZM20 16V17H19ZM166 16H167V14H166ZM169 16V15H168ZM177 16V15H176ZM193 16V15H192ZM195 16V15H194ZM226 16V15H225ZM16 17V18H17ZM163 17V16H162ZM174 18H175V16H173ZM196 17V16H195ZM209 17V16H208ZM217 17V16H216ZM234 17V16H233ZM233 17H231V18H233ZM159 18V19H158ZM166 18V17H165ZM199 18V17H198ZM207 18V17H206ZM210 18V17H209ZM222 18V17H221ZM4 19V20H3ZM28 19V18H27ZM153 19V20H152ZM162 19V18H161ZM228 19V18H227ZM226 19V20H227ZM234 19H232V23H230V22H228V20H227V22L228 23H230V24H234L233 22L235 21ZM158 20L160 21L159 23H158ZM165 20V19H164ZM220 20V19H219ZM1 21H0V23H1ZM73 22V23H71V25H69L68 23L69 22ZM153 21H154V23L156 22L157 24H159V25H157L156 23H155V25H154V23H153ZM166 21V20H165ZM186 21V20H185ZM198 21V20H197ZM204 21V20H203ZM209 21V20H208ZM207 21V22H208ZM61 23V22H63L64 24L66 23V22H68V23H66V24H68L67 25V29L68 30H70V31H67L66 29H63V30H61V28H62V25H63V23H62V25H60L61 26V28H60V30L61 31H59V29H58V26L56 27L57 29V31H58V35H59V37L57 38V33H55V26L54 25H57L58 23ZM171 22V21H170ZM169 22V23H170ZM206 22V23H207ZM54 23V24H53ZM161 23H164V22H161ZM172 23V22H171ZM170 23V24H171ZM202 23V22H201ZM66 24L63 26V27H65L66 26ZM73 24V25H72ZM192 24V23H191ZM194 24H195V22H194ZM167 25V22H166V24H165V26ZM216 25V24H215ZM225 25V24H224ZM235 25V24H234ZM234 25L232 26L233 28H234ZM69 26V27H68ZM73 27L72 29H73V31H71V28L70 27ZM195 27H196V25H194ZM236 26V25H235ZM236 26V27H237ZM82 29H80V28ZM170 27H171V25H170ZM192 27H193V25H192ZM205 27V26H204ZM228 27V26H227ZM66 28V27H65ZM75 28V29H74ZM76 28H78V30H76ZM84 28H85V32H87V33H90V32H94V33H96V37H97V35L98 36H100L99 38H101L102 39V41L101 40H99V41H101V42H103V44H98L99 46H97V43H96V39L97 38H95L94 36H93V34L92 33H90V34H92L91 35V37H93L94 38V40L95 41H92V40H89L88 38L90 37H88V35H87V38H86V35L84 36L83 34H81V33H84ZM207 28V27H206ZM215 28V27H214ZM238 28V27H237ZM52 29V30H51ZM217 29V28H216ZM225 29H226V27H225ZM234 29H236V28H234ZM245 29V30H244ZM51 30V32H54V36L53 37H51V36H49L48 34H50L49 33V31ZM168 30H169V28H168ZM168 30H165V31H167V33L169 32ZM172 30V29H171ZM176 30V29H175ZM198 30V29H197ZM197 30H194V31H197ZM202 30V29H201ZM206 30V29H205ZM212 30V29H211ZM210 29H209V31L210 32H213V30H215V29H213L212 31H211ZM218 30H219V27H218V29H217V32L216 33H219L218 32ZM221 30H223V29H221ZM228 30V29H227ZM236 30H238V29H236ZM238 30V31H239ZM56 31V32H57ZM65 33H64V32ZM68 32V34H67V32ZM74 31H81L80 33H79V35L81 34L82 36H83V38L84 39H86V40H83V38H82V41L84 42V41H88L87 42V44L86 43H84L86 46L84 47L82 44L80 45V44H77L78 42L77 41H81V39L79 40V39H77L76 41L75 40H73L72 41V43H71V40H68V41H70V43H71V45H69V47L70 48H72V49H67L68 47V45H66L67 44V39L69 38V39H72V38H74V39H76L75 38V33H72L73 35H74V37H71L72 35H70L71 34V32H74ZM83 31V32H82ZM204 31V30H203ZM208 31V30H207ZM216 31V30H215ZM116 33V34H114V33ZM172 32V31H171ZM227 32V31H226ZM242 32H244L243 34H242ZM64 33V34H63ZM111 33V34H110ZM118 33V34H117ZM181 33H183V32H181ZM189 33H190V31H189ZM196 33V32H195ZM225 33V32H224ZM77 34V33H76ZM110 35L111 37L109 38V36H107V35ZM120 34V35H119ZM197 34V33H196ZM196 34H194V35H196ZM210 34V33H209ZM222 34H223V32H222ZM229 34V33H228ZM231 34V33H230ZM237 34V35H238ZM249 36V38L247 39V35ZM67 37L68 35L70 36V37H67L66 38V40H65V36ZM78 36V37H82V36ZM103 35V36H102ZM114 37H116V35L118 36H120V39H117L118 37H116V38H113V36ZM172 35H174V34H172L171 33V38L169 37L168 39H166L167 40V42L165 43V44H168L169 42V40L170 39H173L172 38ZM198 35H200V34H198ZM208 35V34H207ZM226 35V34H225ZM224 35V36H225ZM62 36V37H61ZM102 36V37H101ZM183 36V35H182ZM205 36V35H204ZM213 35H211V37H212ZM217 36H218V34H216V38H217ZM247 36V37H246ZM60 37L61 38H63L64 37V39H63V41H62V39H60ZM103 37L104 38H106V39H108L110 42L109 43H105L106 42V39H104L103 40ZM174 37V36H173ZM197 37H199V36H197ZM209 37V36H208ZM220 36H218V38H219ZM98 38V39H99ZM163 38V39H162ZM178 38V37H177ZM177 38L175 39V40H177ZM182 38V37H181ZM218 38H217V40L215 39V36L213 37V38H211V39H214L215 40V42H217L218 41ZM222 38H219L220 40L222 39ZM111 39V40H110ZM161 39V40H160ZM183 39V38H182ZM186 39V38H185ZM184 39V40H185ZM195 39V38H194ZM198 39V38H197ZM203 39V38H202ZM223 39L221 40V41H223ZM246 39V40H245ZM107 40V41H108ZM113 40H114V42H113ZM115 40H116V42L117 43H115ZM136 40H137V42L138 43H136ZM239 40H238V42L237 43H240L239 42ZM79 42V43H83V42ZM90 41V42H89ZM92 41V42H91ZM122 43H121V42ZM162 41V42H161ZM173 41V40H172ZM194 41V40H193ZM209 41V40H208ZM97 42H98V40H97ZM100 42V43H101ZM113 42V43H112ZM128 43V46H127V43ZM161 42V43H160ZM189 42V41H188ZM190 42H192L191 40H190ZM200 42V41H199ZM210 42H211V40H210ZM65 43V44H64ZM90 43V44H89ZM92 43V44H91ZM93 43H95V45L93 44ZM105 43V44H104ZM120 43V44H119ZM229 43V42H228ZM236 43V44H237ZM68 44H69V42H68ZM119 44V45H118ZM124 44V45H123ZM126 44V45H125ZM165 44H164V46H165ZM169 44H171V45H173V43L171 42V43H169ZM176 44V43H175ZM178 44V43H177ZM184 44V43H183ZM193 44V43H192ZM206 44V43H205ZM74 45V46H73ZM80 45V46H79ZM87 45H90L89 47H91V48H86V47H88ZM96 47L97 46V49L96 48H93L94 46ZM101 45L103 46L102 48H103V50H101ZM113 45V46H114ZM144 45V46H143ZM146 45V46H145ZM181 45V44H180ZM189 45H191V44H189ZM217 45V46H216ZM241 45V44H240ZM75 47L74 49H73V47ZM77 46V47H76ZM83 46V47H82ZM93 46V47H92ZM128 49H126L125 47ZM159 46V47H160ZM168 46V45H167ZM177 46V45H176ZM179 46V45H178ZM197 46H199L198 44H197ZM234 46H235V48H234ZM64 49H63V48ZM80 47V48H79ZM150 49H152V50H150ZM205 47L206 48H208L209 49V46L207 47L206 45H205ZM205 47H203V48H205ZM237 47H239L238 46V44H237ZM239 47V49H241ZM106 48V47H105ZM109 48V47H108ZM107 48V49H108ZM126 49L127 51H128V53H129V55H128V53H126V54H124L125 52H127L126 50L124 51V50H122V51H124V52H122L121 51V49ZM168 48V47H167ZM167 48H165V50L167 49ZM175 48V47H174ZM187 48V47H186ZM202 48V47H201ZM202 48V49H203ZM221 48V49H220ZM225 48V50H224V52L222 53V54H220L219 55V53L216 55H214V54H210L209 52H211L212 50L214 51H216V53L217 52H220L222 49H224ZM2 49V50H1ZM68 51H67V50ZM80 50V49H82L81 50V52H83V53H85V51H88V53L89 52H91V57L90 56H88L87 58H85L84 59V57H83V53L80 55L79 53H78V50ZM83 49H87V50H83ZM92 49H93V51H92ZM159 49V48H158ZM170 49V48H169ZM168 49V50H169ZM173 49V48H172ZM189 49V48H188ZM199 49V48H198ZM231 49V50H230ZM5 50V51H4ZM91 50V51H90ZM101 52V54H100V52ZM148 50V51H147ZM151 52H150V51ZM176 50V49H175ZM190 50V49H189ZM201 50V49H200ZM206 50V49H205ZM232 50H234V52H232ZM70 51V52H69ZM94 51H98V53L100 54H98L97 52V54L100 56V58H99V56L97 55H95V52ZM104 51V53H102ZM115 51L116 52H118V53H120L119 55H120V57H115L116 55L118 56V53H115ZM121 51V52H120ZM155 51H157V48H156V50ZM174 51V50H173ZM186 51V50H185ZM196 51V50H195ZM199 51V50H198ZM204 50H202V52H203ZM215 51L214 52H211V53H215ZM223 51V50H222ZM236 51V52H235ZM68 52V53H67ZM76 52L78 53V55H76L77 57H78V59L76 58V59H74L75 61L77 60H79V61H81V58L83 57V59H82V61L81 62H77L76 61V63L75 62H73V59L72 58H74L73 56H75V54H76ZM92 52H93V54H92ZM113 52H114V54H113ZM147 52H148V55H146L147 54ZM168 52V51H167ZM87 52H86V54H88ZM163 53V52H162ZM162 53H160L161 55H163L164 56V53L162 54ZM209 53V54H208ZM225 53V54H224ZM68 54H69V57H68ZM71 54H72V56H71ZM74 54V55H73ZM86 54L84 55V56H86ZM103 54V55H102ZM124 54V56H126L125 58H121V56ZM210 55V56H208V55ZM226 54H227V56H226ZM67 55V57L66 58H64L65 56ZM88 55H90V53L88 54ZM111 55L109 56V57H107L110 61H111V63H114V62H112V60H113V57H111ZM158 55V54H157ZM179 55V54H178ZM187 55V54H186ZM195 55V54H194ZM197 55V54H196ZM202 55V54H201ZM210 58V60H209V58L207 57V56ZM80 56H82V57H80ZM94 56L96 57V59L97 58H99V59H93L94 58ZM102 56H104V57H102ZM160 56V55H159ZM72 57V58H71ZM79 57H80V59H79ZM90 57V58H89ZM93 57V58H92ZM176 57V56H175ZM188 57V56H187ZM222 57V58H223ZM67 58H68V60H67ZM69 58L71 59L70 60V62H69ZM92 58V60L91 61H89L90 59ZM121 58V59H120ZM130 58V57H129ZM132 58H131V60H132ZM87 59V63L88 62H90V65H88L87 63H86V60ZM165 59V58H164ZM167 59V58H166ZM187 59V58H186ZM189 59V58H188ZM200 59H202V58H200ZM241 59V60H240ZM93 60H95V61H93ZM127 60V61H126ZM173 60V59H172ZM64 61H65V63H64ZM93 61V62H92ZM114 61V60H113ZM116 61H115V63H116ZM160 61V62H159ZM164 61V60H163ZM167 61H169L168 59H167ZM193 61V60H192ZM203 61V62H204ZM208 61H210V62H208ZM222 61V62H221ZM63 62V63H62ZM67 62H68V64H67ZM74 64H73V63ZM83 62V63H82ZM123 62V61H122ZM131 62V61H130ZM129 62V65L131 66V68L133 69V68H135L136 66H135V64L133 63V62H131L130 63ZM137 62H139L140 63V66H139V63H137ZM155 62H157V63H155ZM174 62V61H173ZM236 62H237V64H236ZM10 63V64H9ZM82 63V64H81ZM85 63V64H84ZM104 63H106V62H104ZM110 63V64H111ZM118 63V62H117ZM213 63V65H215ZM68 66H70V67H68ZM72 64L73 65H76V66H72ZM78 64H79V66H78ZM83 64H84V66H85V68H84V66H83ZM100 64V63H99ZM120 64V63H119ZM119 64H118V68L120 67L119 66ZM122 64V63H121ZM179 64V63H178ZM194 64V63H193ZM236 64V65H235ZM10 65V66H9ZM30 65V66H29ZM32 65V66H31ZM35 65H37L36 67H35ZM66 65V66H65ZM88 65V66H87ZM101 65V64H100ZM108 65V64H107ZM115 65V64H114ZM126 65L124 64L123 66H124V70H125V72H124V70H123V72L122 73H124V75H125V73H131V72H133V71H135L136 70V72L138 71V68H136L135 70H133V71H131L132 69L130 68V69H127V67H126ZM128 65V66H129ZM132 65L133 66H135V67H132ZM163 65V66H162ZM205 65V64H204ZM39 66V67H38ZM72 66V67H71ZM80 66H82V68L83 69H80V70H87V71H85L84 72V74H83V72H81V71H79V69H78V67H80ZM93 66V65H92ZM104 66V65H103ZM110 66V65H109ZM112 66H113V64H112ZM116 66V65H115ZM123 66H122V68H123ZM170 66V65H169ZM179 66V65H178ZM211 66V65H210ZM215 66H217V65H215ZM242 66H247L246 68L245 67H242ZM31 67H33V69L31 68ZM36 69H35V68ZM68 67V68H67ZM74 67V68H73ZM75 67H77V69H75ZM104 67H106V64H105V66ZM117 67V66H116ZM116 67H114V68H116ZM145 67V68H144ZM212 67V66H211ZM41 69V70H39V69ZM69 68L71 69V72L72 71H74L75 72V70H77V71H79V74H78V77L79 76H81L82 74V76L81 77H79V78H82V79H84L83 80V83H86V84H83V85H87L88 86V88L87 87H85L86 89H88L86 92L87 93H89V95H86V93H85V88H83V90L81 89L83 86L81 85L82 83H80V88H79V86L78 87H76L77 88V90L73 87L74 86V84H75V86L77 85V84H79L78 83V81H80V80H78L79 78H77L76 76H73V77H76V78H74L73 80L72 79H70V78H73L72 77V75L70 74V72L68 71L69 70ZM97 68H98V66H97ZM107 68V67H106ZM109 68V69H108ZM107 69L108 70H111V68L110 67H108ZM113 68V67H112ZM117 68V69H118ZM127 70H129V71H127ZM147 68V69H146ZM161 68H160V70H161ZM214 68V67H213ZM231 68V69H232ZM249 68V69H248ZM30 69V70H29ZM68 69V70H67ZM74 69V70H73ZM91 69H93V67L91 68ZM104 69V68H103ZM102 69V70H103ZM139 69H141V68H139ZM147 71H146V70ZM149 69L152 71V73H150V71H149ZM167 69H168V67H167ZM166 69V70H167ZM174 69H175V67H174ZM193 69V68H192ZM202 69V68H201ZM208 69V68H207ZM206 69V70H207ZM232 69V70H233ZM93 70H95V69H93ZM104 70H106V69H104ZM113 70V69H112ZM188 70V69H187ZM189 70H190V68H189ZM197 69H195V71H196ZM211 70V69H210ZM210 70H208V72H210ZM214 70H216V69H214ZM220 70H223V71H220ZM231 70V71H232ZM246 70V71H245ZM254 72H253V71ZM41 72L42 71V73H39V72ZM97 71V70H96ZM107 71V70H106ZM131 71V72H130ZM142 71V70H141ZM141 71L139 70L138 72L139 73H141ZM143 71V72H144ZM164 71V70H163ZM170 71V70H169ZM244 71V72H243ZM248 71V72H247ZM250 71H252V72H250ZM28 72H30V73H28ZM37 72H38V74H37ZM80 72L82 73V74H80ZM92 72V71H91ZM103 72V71H102ZM116 72H119V70H117ZM133 72V73H135V75H133V76H131L132 75V73H131V75H128V77H134V78H136V77H139L140 76V74L137 72ZM149 72V73H148ZM159 72H161V71H159ZM165 73H167L166 71H164ZM170 72H172L173 74L176 72V71H173V69H172V71H170ZM178 72V71H177ZM186 72V71H185ZM191 72V71H190ZM189 72V73H190ZM198 72H200V71H198ZM205 72H207V71H205ZM208 72L206 73V74H208ZM217 72V73H218ZM24 73V74H23ZM36 73V74H35ZM99 73H101V71L99 72ZM106 73V72H105ZM102 73V75L104 74L105 76H106V74H108V73ZM179 73V72H178ZM182 73V72H181ZM195 73H197V72H195ZM195 73H194V75H195ZM204 73V72H203ZM212 73V72H211ZM210 73V74H211ZM214 73V72H213ZM215 73H216V71H215ZM216 73V74H217ZM222 73H224L223 75H222ZM244 73V74H243ZM247 75H246V74ZM252 73V74H251ZM256 73V74H255ZM8 74V75H7ZM11 74V75H10ZM26 74V75H25ZM35 74V75H34ZM69 74H70V76H69ZM139 74V76H137V75ZM144 74V73H143ZM142 74V75H143ZM162 74H163V72H162ZM180 74V73H179ZM192 74H193V72H192ZM205 74V75H206ZM219 74V73H218ZM217 74V75H218ZM227 74V73H226ZM37 75V76H36ZM113 75V74H112ZM124 75H122V76H124ZM147 75H144V77H142V79H143V81H141V83H143L144 82V79H145V81L149 78ZM154 75V74H153ZM157 75V74H156ZM164 75V74H163ZM185 75V74H184ZM198 77H201L200 79H203L204 80V77L202 78V75H200L199 73H198ZM204 75V74H203ZM209 75V74H208ZM216 75V76H217ZM251 75H253V76H251ZM254 75L256 76L257 75V78H255L254 77ZM17 76V77H16ZM68 76H69V78H68ZM101 76V75H100ZM115 76V75H114ZM113 76V77H114ZM116 76H117V73H116ZM121 76V73H119V76L118 77H120ZM126 76H127V74H126ZM145 76L147 77V79L145 78ZM155 76V75H154ZM224 78H223V77ZM227 76H231V75H229V74H227ZM226 76V77H227ZM238 78H237V77ZM14 77H13V79H14ZM101 77H103V78H106V77H104V76H101ZM127 77V78H128ZM158 77V76H157ZM160 77H161V75H160ZM165 77V78H164ZM184 77L185 76H183V79H184ZM197 77V78H198ZM208 77H210V76H208ZM208 77H205V78H208ZM211 77H212V75H211ZM210 77V78H211ZM215 77V76H214ZM25 78V79H24ZM100 78V77H99ZM112 77H110V79H111ZM120 78H122V79H125V78H123V77H120ZM126 78V79H127ZM133 78V79H134ZM141 78V77H140ZM151 78H152V76L150 77V80H151ZM153 78H155V77H153ZM152 78V79H153ZM163 78H164V81H165V79L167 78L166 76H163ZM162 78V79H163ZM172 78V77H171ZM193 78V77H192ZM218 78H219V75H218ZM239 78H241V80H239ZM253 78H255V79H253ZM20 79H22V80H20ZM68 79H69V81H68ZM75 79H77L78 81L77 82H75V83H73L74 81H76ZM109 79V81L111 82V80ZM112 79H114V78H112ZM122 79H120V80H122ZM132 78H129L128 80L130 81ZM133 79H132V81H133ZM157 79V78H156ZM162 79H160V78H158V80H162ZM177 80H178V78H176ZM175 78H174V80H176ZM187 79V78H186ZM195 79V78H194ZM209 79V78H208ZM11 80V79H10ZM155 80V79H154ZM171 80V79H170ZM176 80V81H177ZM213 80V79H212ZM4 81V82H5ZM21 81V82H20ZM44 81H48V83L46 84V83H44ZM104 81H106V80H104ZM114 81H117L116 79L114 80ZM119 81V80H118ZM126 81V83L128 82L127 80H125ZM124 81V82H125ZM135 81V80H134ZM139 81V80H138ZM137 81V82H138ZM180 81V80H179ZM220 81V80H219ZM82 82V81H81ZM90 82H92V81H90ZM89 82V83H90ZM94 82V81H93ZM120 82V81H119ZM118 82V83H119ZM123 82V81H122ZM123 82V85L125 84ZM131 82V81H130ZM140 82V81H139ZM166 82V86H167V81H165ZM193 82V81H192ZM203 82H205V81H203ZM211 82V81H210ZM209 82V83H210ZM213 82V81H212ZM223 82H225V81H223ZM2 83V84H1ZM67 83H69V85L67 84ZM71 83V84H70ZM72 83H73V85H72ZM101 83V82H100ZM103 83V82H102ZM107 83L109 84V82H106V83H104V85L106 84L107 85ZM115 83V82H114ZM146 83V82H145ZM149 83L151 84V86H153L154 87V83H155V81L152 83V81H149ZM148 83V84H149ZM157 83H163V81H157ZM189 83H191V81L189 82ZM206 83V82H205ZM99 84V83H98ZM97 84V85H98ZM113 84V83H112ZM117 84V83H116ZM120 84H121V82H120ZM128 85H130L129 84V82L127 83ZM132 84V83H131ZM144 84V83H143ZM143 84H142V86H143ZM147 84V83H146ZM149 84V85H150ZM197 84V83H196ZM196 84H195V86H196ZM213 85V83H210V86H212ZM72 85V86H71ZM91 85V84H90ZM101 85V84H100ZM111 85V84H110ZM119 85V84H118ZM141 85V84H140ZM139 84L137 85V86H140ZM156 85V84H155ZM158 85V84H157ZM162 85V84H161ZM161 85H159V86H161ZM170 85V84H169ZM173 85L175 86L176 84H174L173 83ZM187 85V84H186ZM213 85V86H214ZM48 86H49V88H48ZM68 86H69V88H68ZM70 86H71V88H73V89H71L70 88ZM113 86V85H112ZM112 86H107V88L106 89H109L108 87H111V89H112ZM120 86H122V84L120 85ZM126 86V85H125ZM144 86H146V85H144ZM164 86H165V84H164ZM163 86V87H164ZM171 86H172V84H171ZM181 85H179V86H177V87H180ZM184 86H185V84H184ZM190 86V85H189ZM206 86V88L205 89H207L208 91L210 90V92L212 91L211 90V87L209 86L208 87V83L206 84V85H204V87ZM5 87H7V88H5ZM122 87H124V86H122ZM121 87V88H122ZM127 88H129V86H126ZM134 87H136L135 85H134ZM170 87V86H169ZM197 87V86H196ZM201 87H203V83H202V85L200 86L199 85V88L197 87L196 88V90L197 89H199L200 90V88ZM214 87V88H215ZM10 88V89H9ZM81 89V90H79V89ZM95 88V87H94ZM120 88V89H121ZM136 88H139V87H136ZM142 87H140V89H141ZM161 88V87H160ZM180 88H182V87H180ZM179 88V89H180ZM209 88V89H208ZM213 88V87H212ZM215 88V89H216ZM120 89H116L115 90V93L113 92V90H110V91H112L113 92V94H116V92H118V90H119V92L121 91ZM132 89H135V88H132V87H130V89L129 90H131L130 92H131V94L133 95V93L134 92H137V91H134V90H132ZM143 89V88H142ZM141 89V90H142ZM145 89H146V87H145ZM148 89H152L151 87H149ZM171 89V88H170ZM192 89H194V88H192ZM215 89H213L214 90V92H215ZM71 90V91H70ZM76 90V91H75ZM90 90V91H89ZM136 90V89H135ZM137 90H139V89H137ZM144 90V89H143ZM167 90V89H166ZM176 90V89H175ZM185 90V89H184ZM196 90H195V93H196ZM199 90H197V91H199ZM15 91H16V95H14V93H15ZM84 91V92H83ZM95 91V90H94ZM122 91L123 92H126L125 91V89L123 90L122 89ZM121 91V92H122ZM132 91H133V93H132ZM146 91V90H145ZM157 91V90H156ZM168 91V90H167ZM170 91V90H169ZM191 91V90H190ZM219 91V92H218ZM12 92H14L12 95H14V96H17V92L19 93V95L18 96H20L21 95V97H24L25 99L24 100H22V99H20V101H16L17 100V98H15L14 99V101L15 102H13V100L12 99H10V98H8V96L7 95H10V93H12ZM79 92V93H78ZM109 92V91H108ZM107 92V93H108ZM120 92V93H121ZM129 91H127V93H128ZM130 92L128 93V95L129 96H131V94H130ZM144 92V91H143ZM152 92V91H151ZM154 92V91H153ZM177 92V91H176ZM175 92V93H176ZM181 92V91H180ZM183 92V91H182ZM186 92V91H185ZM189 92V90L187 91V93L186 94H189L187 97L190 99L191 98V94L190 93H188ZM81 93V94H80ZM85 93V95L83 96L84 98H86V96L88 97V96H91V97H89L88 99H86L85 101L83 100V99H81L79 96L80 95H83ZM97 93V92H96ZM101 93V92H100ZM103 93V92H102ZM110 93V92H109ZM127 93L126 94H123V93H121V95L123 96V97H126V96H128L127 95ZM139 93V95H137V94H135V97H136V95H137V97H139L137 100L139 101L140 99H142L143 100V95L142 96H140V92H138ZM164 93V92H163ZM163 93H161V96H162V94ZM167 93V92H166ZM165 93V94H166ZM207 93V92H206ZM38 96H40L39 98H36V97H38ZM80 94V95H79ZM99 94V93H98ZM119 94V93H118ZM117 94V95H118ZM143 94V93H142ZM150 94V93H149ZM155 94H157V93H154V97H155ZM159 94V93H158ZM171 94H173V93H170L169 92V96L166 94V96H167V101H168V98L169 97H171L172 99H174L175 100V98H176V96H174L173 95V97L171 96ZM181 94V93H180ZM205 94V93H204ZM203 94V95H204ZM35 95V99H34V96ZM116 95V96H117ZM125 95V96H124ZM146 95H147V93H146ZM164 95V94H163ZM182 95V94H181ZM193 95H194V93H193ZM13 96V97H14ZM17 96V97H18ZM152 96V98H153V95H151ZM165 96V97H166ZM179 96V95H178ZM194 96H199V97H201L200 95H199V93L197 92V95H194ZM206 96V95H205ZM11 97V96H10ZM12 97V98H13ZM20 97V98H21ZM101 97V96H100ZM121 97V96H120ZM132 97H134V95L132 96ZM136 97V98H137ZM141 97V98H140ZM149 97V98H148ZM158 97H160V95L158 96ZM165 97H164V99L163 100H166L165 99ZM180 97V96H179ZM182 97V96H181ZM181 97H180V99H181ZM186 97V96H185ZM210 97V96H209ZM26 98H28V99H26ZM127 98V97H126ZM125 98V99H126ZM156 98V97H155ZM155 98H154V100H155ZM163 98V96L161 97V99ZM170 98V99H171ZM196 99L198 98V97H195ZM202 98V97H201ZM208 98V97H207ZM6 99V100H5ZM32 99H34V100H32ZM101 99V98H100ZM111 99H113V98H111ZM124 99V98H123ZM146 99H148V101H149V99H151L150 98V96H148L147 95V97H146ZM145 99V100H146ZM177 99V98H176ZM188 99V100H189ZM7 100H9V101H7ZM10 100H12V101H10ZM116 100H117V97H116ZM134 100V99H133ZM141 100V101H142ZM178 100H179V98H178ZM98 101L99 100H97V101H95L94 103H98ZM112 101V100H111ZM123 101V100H122ZM126 101V100H125ZM148 101H147V103H148ZM150 101H152V100H150ZM158 101H160L159 99H158ZM182 101V100H181ZM186 101V100H185ZM201 101V100H200ZM210 101V100H209ZM134 102V101H133ZM137 102V101H136ZM140 102V101H139ZM146 102V101H145ZM154 102V101H153ZM161 102H163V101H161ZM160 102V103H161ZM184 102V101H183ZM197 102H199V101H197ZM5 103V104H4ZM112 103V102H111ZM116 103V102H115ZM151 103V102H150ZM158 103V105H159V102H157ZM178 103H180V102H178ZM185 103V102H184ZM192 103H194V102H192ZM191 103V104H192ZM196 103V102H195ZM194 103V104H195ZM210 102H208V104H209ZM93 104V105H92ZM99 104H101V103H99ZM137 104V103H136ZM166 104V103H165ZM169 104V103H168ZM171 104V103H170ZM202 104H203V102H202ZM202 104H201V106H202ZM6 105V106H5ZM7 105H9V106H7ZM37 105H40V107L38 106V108H40V112L38 113V112H32L30 109H33V111H34V108L33 107H35V106H37ZM102 105V104H101ZM103 105H104V103H103ZM135 105V104H134ZM162 105V104H161ZM179 105H181V104H179ZM183 105V104H182ZM187 105V104H186ZM200 105V104H199ZM204 105H205V103H204ZM11 106H13L12 108H11ZM33 106V107H32ZM111 106H113V105H111ZM124 106V105H123ZM133 106V105H132ZM147 106V105H146ZM149 106V105H148ZM147 106V107H148ZM157 106V105H156ZM154 104H153V106L152 107H154V110H155V107H156ZM172 106V105H171ZM174 106V105H173ZM172 106V107H173ZM192 106H193V104H192ZM191 106V107H192ZM207 107V109L206 110H208V105H206ZM139 107V106H138ZM143 107V106H142ZM160 107V106H159ZM170 107V106H169ZM176 107V106H175ZM178 108L179 107H181V106H177ZM191 107L189 108V110L187 111V113H189V111H190V109H191ZM214 107H215V109H214ZM1 108V107H0ZM101 108V109H100ZM109 108V107H108ZM125 108V107H124ZM141 108V107H140ZM144 108V107H143ZM143 108H142V110H143ZM165 108V107H164ZM182 108H183V106H182ZM198 108V107H197ZM196 108V109H197ZM200 108V107H199ZM106 109V108H105ZM111 109V108H110ZM145 109V108H144ZM148 109V108H147ZM186 109H188V108H186L185 107V109L184 110H186ZM201 109V108H200ZM205 109V108H204ZM219 109H218V111H219ZM9 110V109H8ZM9 110V111H10ZM36 110H37V108H36ZM122 110V109H121ZM137 110V109H136ZM139 110H141V109H139ZM146 110V109H145ZM162 110H163V107H162ZM162 110L160 109L159 111H161L162 112ZM168 110H170V111H172L171 110V108L169 109L168 108ZM202 110V109H201ZM224 110V111H223ZM14 111H12L11 110V112L13 113ZM17 111V112H16ZM118 111H120V110H118ZM125 111H127V110H125ZM124 111V112H125ZM144 111V110H143ZM147 111V110H146ZM145 111V112H146ZM194 111V110H193ZM196 111V110H195ZM203 111V110H202ZM201 111V112H202ZM4 112V111H3ZM6 112V111H5ZM107 112V111H106ZM109 112V111H108ZM121 112V111H120ZM120 112H118V113H120ZM123 112V110H122V113H124ZM148 112V111H147ZM158 112V111H157ZM178 112V111H177ZM192 111H190V113H191ZM207 112H205V114L207 113ZM0 113H2V112H0ZM9 113V112H8ZM8 113L6 112L4 115L5 116H8ZM11 113V114H12ZM15 113H13V115L15 114ZM24 113H26V114H24ZM121 113V114H122ZM140 113H141V111H140ZM162 113H164V112H162ZM171 113V116H172V113L173 112H170ZM174 113H175V111H174ZM183 113V112H182ZM180 114V116H181V118L183 117V114ZM189 113V114H190ZM197 113V112H196ZM199 113V112H198ZM7 114V115H6ZM139 114V113H138ZM152 114H153V112H152ZM176 115H178L179 116V114H177V113H175ZM194 114V113H193ZM16 115V116H17ZM108 115V114H107ZM174 115V114H173ZM175 115V119H177V121H178V116H176ZM204 115V114H203ZM207 115V114H206ZM210 115V116H209ZM214 115H216V116H214ZM11 116V115H10ZM112 116H114V115H112ZM145 116V115H144ZM150 116V115H149ZM193 116H195V115H193ZM198 116H199V114H198ZM197 116V117H198ZM211 116H213L212 118H210ZM1 117V116H0ZM122 117V116H121ZM128 117V116H127ZM126 117V118H127ZM153 117V116H152ZM163 117H164V115H163ZM174 117V116H173ZM172 117V118H173ZM189 117V116H188ZM190 117L192 118V114H190ZM208 117H209V120L210 119H212L211 121H214V122H209V120H208ZM9 118V117H8ZM13 118V120L15 119L14 117H12ZM150 118V117H149ZM169 118V117H168ZM186 119H187V116L185 117ZM193 118H195V117H193ZM2 119V118H1ZM10 119V118H9ZM9 119H6V122H8L9 121ZM103 119V120H102ZM157 120H158V118H156ZM214 119V120H213ZM4 118H3V122H4ZM18 120V119H17ZM25 120V121H26ZM118 120H120V119H118ZM150 120V119H149ZM169 120V119H168ZM180 121H182V120H184V119H179ZM189 120V119H188ZM195 121V119H192V121ZM199 120H200V124H199ZM202 120V121H201ZM218 120V121H217ZM15 121V120H14ZM112 121H113V118H112ZM122 121V120H121ZM154 121V120H153ZM156 121V120H155ZM185 121H187V120H185ZM190 121V120H189ZM192 121H190V122H192ZM208 121V122H207ZM12 122V121H11ZM20 122H23L24 124H25V122L24 121H20ZM114 122V121H113ZM160 122V121H159ZM165 122V121H164ZM190 122H188L189 124H191ZM171 123H172V121H171ZM178 124H179V122H177ZM195 123V122H194ZM205 123V124H204ZM206 123H207V125H206ZM3 124H6L5 122L4 123H1V125H2V128L4 129V127L6 126V125H10L11 123L9 122V123H7L6 125H4V127H3ZM109 124V125H108ZM112 124V123H111ZM121 124V123H120ZM151 124H153V123H151ZM19 125H20V123H19ZM31 125V127H32V125L33 124H30ZM35 125V124H34ZM166 125V124H165ZM170 125V124H169ZM172 125H174V124H172ZM176 125V124H175ZM180 125V124H179ZM182 125H183V123H182ZM197 125V126H198ZM204 125H206V126H204ZM11 126V125H10ZM12 126H14L13 125V123H12ZM159 126V125H158ZM167 126V125H166ZM178 126V125H177ZM185 126V125H184ZM196 126V125H195ZM1 127V126H0ZM20 127V126H19ZM22 127V126H21ZM20 127V128H21ZM26 128L28 127V126H25ZM116 129H115V128ZM119 127V126H118ZM122 127V126H121ZM151 127H152V125H151ZM179 127V126H178ZM190 127V126H189ZM214 127V126H213ZM1 128V129H2ZM6 128V127H5ZM24 128V127H23ZM25 128V129H26ZM36 128V127H35ZM168 128V127H167ZM181 128H183V127H181ZM184 128H186V127H184ZM18 129V128H17ZM112 129H114V130H112ZM177 129V128H176ZM176 129H175V131H176ZM6 130V129H5ZM11 130V129H10ZM16 130V129H15ZM75 130V131H74ZM122 130V129H121ZM153 130V129H152ZM183 130V129H182ZM189 130L191 131V129L189 128ZM192 130H194V129H192ZM210 131V132H207V131ZM220 131V132H217V131ZM3 131V130H2ZM7 131V130H6ZM13 131V130H12ZM17 131V130H16ZM21 131H23V130H21ZM20 131V132H21ZM28 131V130H27ZM34 131H35V129H34ZM85 131H86V134H85ZM115 133H114V132ZM118 131V132H117ZM178 131V130H177ZM184 131L185 130H183V133H184ZM188 131V130H187ZM213 131V130H212ZM29 132V131H28ZM31 132V131H30ZM73 132V133H72ZM113 132V133H112ZM130 132V131H129ZM174 132V131H173ZM186 132V131H185ZM192 132V131H191ZM52 133V134H53ZM72 133V134H71ZM82 133H84V135L85 136H83V134ZM186 133H188V132H186ZM194 133V132H193ZM37 134V133H36ZM121 134V133H120ZM119 134V136H121ZM19 135V134H18ZM38 135V134H37ZM157 135V134H156ZM190 135H191V133H190ZM33 136H34V134H33ZM114 138H113V137ZM180 136V135H179ZM183 136V135H182ZM214 136H217L216 137V139L214 138ZM34 137H36V136H34ZM43 137V136H42ZM169 137V136H168ZM190 137V136H189ZM39 138V137H38ZM183 138V137H182ZM188 138V137H187ZM119 140V142H116L115 144L113 143V141L112 140ZM126 139V140H125ZM147 139V138H146ZM166 139V138H165ZM38 140V139H37ZM45 140V139H44ZM87 140V141H86ZM114 140V141H115ZM43 141V140H42ZM54 141V140H53ZM120 141H122V142H124L125 143V146L123 145L124 143H122V142H120ZM127 141V142H126ZM131 141H133L134 143H132ZM173 141V140H172ZM178 141H179V139H178ZM190 141V140H189ZM196 141V142H195ZM50 142V141H49ZM176 142V141H175ZM43 143H45V142H43ZM47 143V142H46ZM109 143H111V144H109ZM119 143V144H118ZM129 143V144H130ZM81 144H83V145H81V146H83L84 147V143H83V140H82V142H81ZM122 144V145H121ZM163 144V143H162ZM167 144V143H166ZM52 145V144H51ZM75 145V144H74ZM76 145H78V146H80V144H77L76 143ZM113 145V146H112ZM121 145V146H120ZM127 145V146H126ZM186 145V144H185ZM61 146H63V145H61ZM68 146V145H67ZM80 146V147H81ZM86 146V145H85ZM86 146V147H87ZM91 146V145H90ZM89 146V147H90ZM130 146V147H129ZM162 146V145H161ZM71 147V146H70ZM74 147V146H73ZM77 147V146H76ZM88 147V148H89ZM92 147H90V148H92ZM103 147V146H102ZM105 147V146H104ZM121 147V148H120ZM145 147V146H144ZM169 147H170V142H169ZM168 147V148H169ZM174 147V145L172 146V148ZM176 147V146H175ZM63 148V147H62ZM158 148V147H157ZM181 148V147H180ZM188 148V147H187ZM71 149V148H70ZM121 149V150H120ZM123 149V150H122ZM183 149V148H182ZM193 149H196V150H193ZM179 150V149H178ZM72 151V150H71ZM74 151V150H73ZM103 151V150H102ZM106 150H104V152H105ZM134 151H136V150H134ZM175 151V150H174ZM91 152V151H90ZM126 152L124 153V154H126ZM181 152V151H180ZM81 153H83V152H81ZM107 153V152H106ZM106 153H104V154H106ZM121 153H123V152H121ZM174 153V152H173ZM172 153V154H173ZM177 153V152H176ZM184 153V152H183ZM186 153H187V151H186ZM196 153V152H195ZM108 154V153H107ZM110 153H109V155H111ZM123 154V155H124ZM145 154V153H144ZM147 154V153H146ZM153 154H155V153H153ZM179 154V153H178ZM92 155V154H91ZM108 155V156H109ZM119 155V154H118ZM163 155V154H162ZM165 155V154H164ZM168 155V154H167ZM167 155H166V157H167ZM181 156H182V154H180ZM196 155V154H195ZM107 156V157H108ZM121 156H122V154H121ZM143 156V155H142ZM155 156V155H154ZM99 157V156H98ZM105 157V156H104ZM111 157V156H110ZM110 157L108 158V159H110ZM153 157V156H152ZM196 156H194V158H195ZM114 158V157H113ZM130 159H131V157H129ZM128 158V156H127V160H129V161H131L130 159ZM135 158V157H134ZM133 158V159H134ZM171 158V157H170ZM173 158V157H172ZM187 158H188V156H187ZM186 158V159H187ZM189 158H192V157H189ZM240 158L242 159L241 161H244V162H241V163H235L234 165H235V167H233V169L235 170H238V168L239 167H241L242 168V170L241 171H243L244 173H243V175L242 176H244L245 177V173L247 174V173H249L248 175H252L251 177H252V185H254V186H257L258 188H254V187H251L250 185H251V183H250V180L248 181V186H246L247 188H249V190L247 189V191H246V193L244 194V193H242V194H244V197L246 198H244V199H242L241 197H240V193L242 192V190L241 189H239L240 191H239V193H237V191H236V189H237V183H239L237 180H236V176H235V173L234 172H237L236 173V175L238 174V171H234L233 173H230V167H228V165L227 164H231L230 162V160H232L233 162L235 161V159H239L240 160ZM136 159V158H135ZM134 159V161H137L136 162V164L134 163V162H132V164H134L135 166H136V169H137V167H139L140 168V166H142L143 165V167L147 164V161L148 160H144L145 162H146V164L144 165L143 163H145L143 160L141 161H139V159H136L135 160ZM147 159V158H146ZM195 159H197V158H195ZM102 160V159H101ZM113 160V159H112ZM183 160H185L184 158H183V156H182V161L181 162H183ZM108 161V160H107ZM126 161V160H125ZM133 161V160H132ZM149 161H151L150 159H149ZM158 161V160H157ZM177 161V160H176ZM226 161V162H225ZM127 162V161H126ZM168 162V161H167ZM172 162V161H171ZM180 162V163H181ZM105 163H107L106 161H105ZM113 163V162H112ZM122 163H124V162H122ZM128 163V162H127ZM154 162H152V164H153ZM165 163V162H164ZM175 163H177V162H175ZM227 163V164H226ZM129 164H130V162H129ZM157 164V163H156ZM156 164H155V167H156ZM239 164H241V165H239ZM168 165H170V163L168 164ZM186 165V170H185V166ZM132 167H133V165H131ZM135 166L133 167V168H135ZM147 166V165H146ZM145 166V167H146ZM166 166H167V164H166ZM122 167V166H121ZM144 167V168H145ZM142 168V167H141ZM148 168V167H147ZM174 168V167H173ZM232 168V167H231ZM121 169V168H120ZM129 169V168H128ZM132 169V168H131ZM136 169H135V171H136ZM175 169V168H174ZM134 170V169H133ZM137 170H141V169H137ZM147 170V169H146ZM171 170H173V169H170V171ZM239 170H240V168H239ZM252 170H254L253 172H254V174H255V172H256V174H257V176H256V174H255V176L253 177V175L254 174H252ZM256 170V171H255ZM143 171V170H142ZM153 171V170H152ZM168 171V170H167ZM215 171V172H214ZM128 172V171H127ZM132 172V171H131ZM163 172H164V170H163ZM166 172V171H165ZM176 172H178V174H179V171H176ZM232 172V171H231ZM250 172H251V174H250ZM170 173V172H169ZM173 173V172H172ZM135 174V173H134ZM241 174H242V172H241ZM240 174V175H241ZM165 175V174H164ZM177 175V174H176ZM180 175V174H179ZM180 175V176H181ZM260 177H259V176ZM154 176V175H153ZM169 176L171 177V174H169ZM174 176H175V173H174ZM179 176V177H180ZM188 176H189V179H188ZM247 176V175H246ZM132 177V176H131ZM165 177H167V176H165ZM178 177V178H179ZM257 178V179H259L258 180V182H260L261 183V187H259L260 186V184L259 183H256V180H255V182H254V180H253V178ZM184 179L183 180H180V181H182L184 184H185V186H186V183L184 182ZM229 179H230V181H229ZM160 180V179H159ZM240 180V179H239ZM141 181V180H140ZM178 181V180H177ZM180 181H179V183H180ZM232 182V185H234V186H228V183L229 182ZM144 182V181H143ZM181 182V183H182ZM254 182V183H253ZM167 183V182H166ZM169 183V182H168ZM167 183V184H168ZM175 183H176V179H175ZM178 183V182H177ZM245 183V182H244ZM244 183H242V184H244ZM256 183V184H255ZM166 184V185H167ZM242 184H240V185H242ZM247 184V183H246ZM140 186H141V184H139ZM178 185V184H177ZM188 185V184H187ZM139 186V187H140ZM170 186V185H169ZM167 187V186H166ZM165 187V188H166ZM179 187V186H178ZM188 187V186H187ZM186 187V188H187ZM243 187V186H242ZM173 188H175L174 186H173ZM185 188V189H186ZM228 188H230V189H228ZM239 188V187H238ZM251 188V189H250ZM214 189H212L213 190V192H215L214 191ZM230 190V191H229ZM238 190V189H237ZM187 192H189V191H187ZM186 192V193H187ZM201 192V191H200ZM208 192H210V194H211V190H209ZM182 193V192H181ZM204 193V192H203ZM226 193H230L229 195H227ZM237 193V194H236ZM175 194L177 195V192H175ZM188 194V193H187ZM200 194V193H199ZM191 195V194H190ZM181 196H183L182 194H181ZM192 197H193V195H191ZM190 196V197H191ZM213 196V195H212ZM199 197V196H198ZM239 197L242 199V200H240L239 199ZM212 198H214V197H212ZM189 199V198H188ZM202 199V198H201ZM187 200V199H186ZM197 201V200H196ZM199 201V200H198ZM202 201V200H201ZM204 201V200H203ZM205 201H207V199H205ZM189 202V201H188ZM191 202V201H190ZM209 205H210V203H208ZM198 205V204H197ZM207 205V204H206ZM220 205V204H219ZM222 205V204H221ZM208 206V205H207ZM207 206H205V207H207ZM213 208V207H212ZM219 207H217V209H218ZM221 208V209H222ZM207 209V208H206ZM201 210V209H200ZM213 210V209H212ZM226 210H228L227 208H226ZM254 210H253V212L251 211V212H249V215H251L252 216V214H253V216L254 215H256V213L254 212ZM232 211V210H231ZM232 212V213H233ZM236 212V211H235ZM206 213V212H205ZM229 213H230V211H229ZM243 213H244V211H243ZM242 213V214H243ZM246 213V212H245ZM210 214V213H209ZM235 214V215H236ZM241 214V215H242ZM214 215V214H213ZM240 215V217L242 218V216ZM247 215H248V213H247ZM247 215H245V217H247L248 218V216ZM212 216V215H211ZM210 216V217H211ZM220 216V215H219ZM229 216V215H228ZM243 216H244V214H243ZM252 216V217H253ZM258 217V216H257ZM236 218V217H235ZM244 218V217H243ZM254 218V217H253ZM253 218L251 219V217H250V223H251V220H253ZM255 218H256V216H255ZM260 218V217H259ZM264 218V217H263ZM216 220H218V219H216ZM235 220V219H234ZM239 220V219H238ZM248 220V219H247ZM246 219H245V221H247ZM264 220V219H263ZM240 221V220H239ZM242 221V220H241ZM244 221V222H245ZM254 221V220H253ZM248 222V225L250 224L249 223V221H247ZM240 223V222H239ZM242 223V222H241ZM259 224V223H258ZM262 224H264V222H261V225ZM232 225V224H231ZM255 225V224H254ZM239 226V225H238ZM237 226V227H238ZM244 226V225H243ZM245 227V226H244ZM240 228V227H239ZM241 228H243L242 226H241ZM250 228V227H249ZM253 228V227H252ZM261 228V227H260ZM237 229V228H236ZM251 229V228H250ZM238 230V232H240V229H237ZM242 230V229H241ZM252 231H254V230H252ZM264 231V230H263ZM234 232H236V231H234ZM246 232V231H245ZM232 233V232H231ZM241 233H242V231H241ZM243 236V235H242ZM4 253V252H3ZM9 255H10V253H8ZM6 256H7V254H5ZM4 255V258H2V257H0V264H10V263H7V262H10V261H12V260H14V259H16V258H14V256L12 257V258H14V259H11V260H9L8 259V257L6 258V256ZM1 256V255H0ZM3 256V255H2ZM10 258H11V255H10ZM16 262L18 261V260H15ZM15 262H13L12 261V264H14ZM20 263V262H19ZM16 264V263H15Z\"/></svg>",
	"mask_w": 264,
	"mask_h": 264
}]
</instances>
